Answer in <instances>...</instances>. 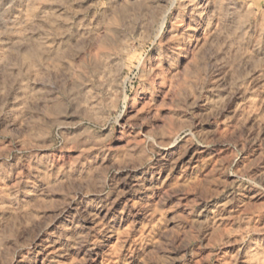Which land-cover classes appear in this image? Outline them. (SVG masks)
I'll list each match as a JSON object with an SVG mask.
<instances>
[{
	"label": "rangeland",
	"instance_id": "374dc122",
	"mask_svg": "<svg viewBox=\"0 0 264 264\" xmlns=\"http://www.w3.org/2000/svg\"><path fill=\"white\" fill-rule=\"evenodd\" d=\"M0 264H264V0H0Z\"/></svg>",
	"mask_w": 264,
	"mask_h": 264
},
{
	"label": "clouds",
	"instance_id": "9594fccd",
	"mask_svg": "<svg viewBox=\"0 0 264 264\" xmlns=\"http://www.w3.org/2000/svg\"><path fill=\"white\" fill-rule=\"evenodd\" d=\"M167 15V11L165 12V16L160 18L161 26L156 34V39H159L160 32L163 30V23L165 22V17ZM170 52H172V55H169V52H166L164 50H160L157 55V62L158 63H164L165 60L171 62L175 61V48L169 49ZM151 62H149V66H145L144 68H141L140 65L137 66V72L133 74L134 78H138L139 76H144L148 79L149 83L154 84L156 78L159 76L161 78H164L165 74L163 72H157L153 74V70L150 66ZM122 115V108L121 111L117 113V117H109L110 120H113L114 122L118 123V117Z\"/></svg>",
	"mask_w": 264,
	"mask_h": 264
}]
</instances>
